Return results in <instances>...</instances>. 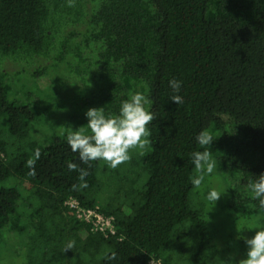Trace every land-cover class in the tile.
I'll use <instances>...</instances> for the list:
<instances>
[{"label": "trees", "instance_id": "1", "mask_svg": "<svg viewBox=\"0 0 264 264\" xmlns=\"http://www.w3.org/2000/svg\"><path fill=\"white\" fill-rule=\"evenodd\" d=\"M18 52L52 60L44 68L73 63L84 81L88 73L90 107L115 115L141 91L156 117L145 154L130 164L146 179L107 183L100 160L80 161L68 135L32 138L40 113L10 101L0 74V244L9 247L4 232L20 234L10 248L21 264H224L225 251L243 252L244 239L231 236L237 228L219 230L208 204L192 200L191 157L202 150L197 134L210 132L214 170L237 179L228 216L244 220V232L249 220L264 222L251 187L264 174V0H0V55ZM173 78L182 81L179 105ZM69 162L87 169L84 181ZM72 197L114 215L117 233L92 230L66 204Z\"/></svg>", "mask_w": 264, "mask_h": 264}, {"label": "rangeland", "instance_id": "2", "mask_svg": "<svg viewBox=\"0 0 264 264\" xmlns=\"http://www.w3.org/2000/svg\"><path fill=\"white\" fill-rule=\"evenodd\" d=\"M86 58L92 55L90 48L84 50ZM36 56H31L25 52L14 54L0 55V74L3 82L8 86V99L17 105H29L32 109L40 113L39 121L33 126L31 136L33 139L45 144L54 135H69L72 131L80 128L87 129V117L85 112L90 108L91 93L90 90L95 88L92 77L84 72L87 82L74 70L73 63L69 65L61 62L44 68L52 62L42 59L38 62ZM67 66V67H66ZM82 66V65H81ZM89 78V80H88ZM230 127L234 130L235 125L227 117ZM238 129V128H237ZM134 159H141V155L136 150H131V159L118 165L116 168H108L106 162L100 160L101 167L98 171L100 179H104L109 183L112 179L120 180L123 187L127 186V182L133 179H146L145 173L140 166L130 165ZM105 169V170H104ZM142 172V173H141ZM215 174H206L209 179L199 188H195L191 193V198L195 203L208 204L210 215L215 217L216 226L219 230L226 231L234 226L237 233L235 238L251 237L258 230V227H264L262 219H251L247 223L249 230L242 229L245 225L244 220L235 222V218L228 216L227 204L231 200L233 194V185L237 183V179L231 177L223 171L214 170ZM138 185H134L137 188ZM218 187L225 190L219 200L215 204L209 202L205 196L210 187ZM108 188V187H106ZM254 232H251V231ZM20 234L6 231L4 239L9 247L0 244V264H21L22 258L18 257V253L11 249V246L19 244ZM243 252L231 250L225 251L227 261L229 259L238 262L243 259L246 254L247 246L243 242ZM22 253V251H18ZM216 254L214 259H218Z\"/></svg>", "mask_w": 264, "mask_h": 264}, {"label": "clouds", "instance_id": "3", "mask_svg": "<svg viewBox=\"0 0 264 264\" xmlns=\"http://www.w3.org/2000/svg\"><path fill=\"white\" fill-rule=\"evenodd\" d=\"M69 6H72L74 0H67ZM169 87L173 95L170 99L177 105L184 102V98L179 94L182 81L179 79H170ZM149 103L147 96L141 91H135L130 98L121 102L117 114H106L103 107H90L85 112L87 117V129L78 128L67 136V143L74 153L79 154V159L84 164L91 166L92 161L102 160L111 168L131 159V150H136L143 156L147 146L150 144L148 137L151 135L149 124L156 117L152 111L146 108ZM213 136L206 130H201L196 141L202 147V150L192 153V164L199 173L191 179V184L199 188L204 182L205 175L213 173L216 167V161L212 158L209 145L213 141ZM40 157V149L34 150L32 158L26 161L29 167V174L35 175L36 160ZM71 170H79L80 180L84 181L87 175L86 168H79L74 162L68 163ZM74 187H87L86 182ZM251 187L254 196L258 201L260 209H264V174L255 180ZM225 190L218 187H210L205 198L215 204ZM258 230L251 237H242L247 246L245 257L238 262L229 259L224 264H264V227H258ZM74 241H68L64 250L72 249ZM109 260L116 259V253L106 255Z\"/></svg>", "mask_w": 264, "mask_h": 264}, {"label": "built area", "instance_id": "4", "mask_svg": "<svg viewBox=\"0 0 264 264\" xmlns=\"http://www.w3.org/2000/svg\"><path fill=\"white\" fill-rule=\"evenodd\" d=\"M4 152L0 149V156L4 157ZM66 204L73 208L77 217L86 221L91 225L92 230L100 231L106 236L115 235L117 233L115 216L110 214L106 215L99 210L98 207H85L80 204L76 198H69ZM148 264H162L159 259L152 258Z\"/></svg>", "mask_w": 264, "mask_h": 264}]
</instances>
